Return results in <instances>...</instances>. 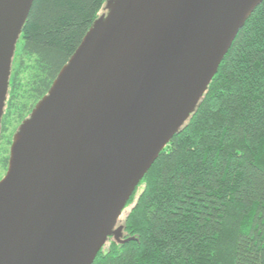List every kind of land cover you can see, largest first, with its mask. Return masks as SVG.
<instances>
[{
    "label": "water",
    "instance_id": "1",
    "mask_svg": "<svg viewBox=\"0 0 264 264\" xmlns=\"http://www.w3.org/2000/svg\"><path fill=\"white\" fill-rule=\"evenodd\" d=\"M264 0H107L20 125L0 179V264H93ZM34 0H0V135Z\"/></svg>",
    "mask_w": 264,
    "mask_h": 264
},
{
    "label": "trees",
    "instance_id": "2",
    "mask_svg": "<svg viewBox=\"0 0 264 264\" xmlns=\"http://www.w3.org/2000/svg\"><path fill=\"white\" fill-rule=\"evenodd\" d=\"M106 3L34 0L2 117L3 169L20 125L48 94ZM127 209L118 225L130 240L110 237L93 264H264V1Z\"/></svg>",
    "mask_w": 264,
    "mask_h": 264
},
{
    "label": "rangeland",
    "instance_id": "3",
    "mask_svg": "<svg viewBox=\"0 0 264 264\" xmlns=\"http://www.w3.org/2000/svg\"><path fill=\"white\" fill-rule=\"evenodd\" d=\"M16 49H17V47H16ZM6 171L7 170H5V169H3L1 166H0V179L1 178H3V176L6 174ZM129 209V208H128ZM128 209L127 210H125V211H123L124 213H122L123 215H121L122 217L125 215V213L128 211ZM121 217V218H122ZM120 219V218H119ZM119 222V221H118Z\"/></svg>",
    "mask_w": 264,
    "mask_h": 264
}]
</instances>
